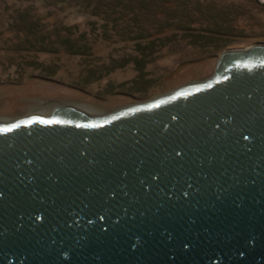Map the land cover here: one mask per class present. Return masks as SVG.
<instances>
[{"label":"water","instance_id":"water-1","mask_svg":"<svg viewBox=\"0 0 264 264\" xmlns=\"http://www.w3.org/2000/svg\"><path fill=\"white\" fill-rule=\"evenodd\" d=\"M0 264H264V44L104 116L0 121Z\"/></svg>","mask_w":264,"mask_h":264},{"label":"rangeland","instance_id":"rangeland-1","mask_svg":"<svg viewBox=\"0 0 264 264\" xmlns=\"http://www.w3.org/2000/svg\"><path fill=\"white\" fill-rule=\"evenodd\" d=\"M7 2L3 123L62 106L104 116L210 80L225 51L264 44V0Z\"/></svg>","mask_w":264,"mask_h":264},{"label":"trees","instance_id":"trees-1","mask_svg":"<svg viewBox=\"0 0 264 264\" xmlns=\"http://www.w3.org/2000/svg\"><path fill=\"white\" fill-rule=\"evenodd\" d=\"M46 1H48V2H51V1H56L57 3H64V2H67V1H69V0H46ZM171 1V0H170ZM174 2H176V3H179V0H173ZM161 2V1H160ZM160 2H159V4H160ZM4 3H8L7 2V0H0V9L2 10V6L4 5ZM7 9H8V7H7Z\"/></svg>","mask_w":264,"mask_h":264}]
</instances>
